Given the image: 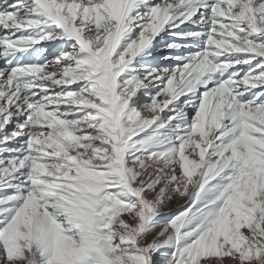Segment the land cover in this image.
<instances>
[{
  "label": "snow or ice",
  "instance_id": "1",
  "mask_svg": "<svg viewBox=\"0 0 264 264\" xmlns=\"http://www.w3.org/2000/svg\"><path fill=\"white\" fill-rule=\"evenodd\" d=\"M0 60V264H264V0H0Z\"/></svg>",
  "mask_w": 264,
  "mask_h": 264
},
{
  "label": "rangeland",
  "instance_id": "2",
  "mask_svg": "<svg viewBox=\"0 0 264 264\" xmlns=\"http://www.w3.org/2000/svg\"><path fill=\"white\" fill-rule=\"evenodd\" d=\"M48 42H42L41 45H37L36 47H48ZM51 51V49H49ZM45 55H47V53H45ZM158 57L164 55V53H158L157 54ZM160 64H163V65H167L169 62L168 61H164L162 59H160L158 61ZM4 66V61L3 60H0V67H3ZM167 111V110H165ZM190 191H191V188H190ZM188 204V200L187 198H180L178 195H174L173 196V200L170 201V202H166V205L165 207H163L161 209V212L162 214H167L169 216H172V215H175L177 214L179 211L183 210L184 207H186ZM160 231V228H157L151 235H148L146 238H145V241H143L144 243H147V242H151L152 239L156 236V234ZM226 261L229 259V258H224Z\"/></svg>",
  "mask_w": 264,
  "mask_h": 264
}]
</instances>
